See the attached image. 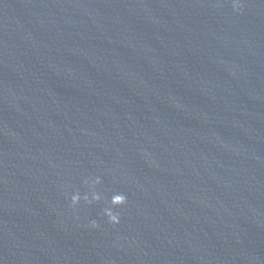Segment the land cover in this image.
Wrapping results in <instances>:
<instances>
[{
    "label": "water",
    "instance_id": "1",
    "mask_svg": "<svg viewBox=\"0 0 264 264\" xmlns=\"http://www.w3.org/2000/svg\"><path fill=\"white\" fill-rule=\"evenodd\" d=\"M241 4L0 0V264H264V0Z\"/></svg>",
    "mask_w": 264,
    "mask_h": 264
},
{
    "label": "clouds",
    "instance_id": "2",
    "mask_svg": "<svg viewBox=\"0 0 264 264\" xmlns=\"http://www.w3.org/2000/svg\"><path fill=\"white\" fill-rule=\"evenodd\" d=\"M232 8L234 11H240L242 8L241 0H232ZM101 180L99 177L90 178L84 180V184L90 189V193H85L83 196L80 192H75L71 195V206H78L81 201L85 204L92 205L93 203H98L101 200L100 195H98L94 189L96 185H99ZM127 203V198L124 194H114L111 197L110 205L111 207H107L103 210V215L108 219V221L112 224H119L120 217L117 213L113 211L115 208H119L124 206ZM90 227L97 228V221L93 220L90 224Z\"/></svg>",
    "mask_w": 264,
    "mask_h": 264
}]
</instances>
